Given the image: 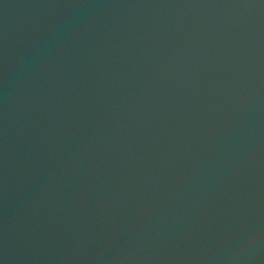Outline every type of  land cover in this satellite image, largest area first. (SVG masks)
Returning <instances> with one entry per match:
<instances>
[{"label": "water", "instance_id": "obj_1", "mask_svg": "<svg viewBox=\"0 0 264 264\" xmlns=\"http://www.w3.org/2000/svg\"><path fill=\"white\" fill-rule=\"evenodd\" d=\"M0 264H264V0H0Z\"/></svg>", "mask_w": 264, "mask_h": 264}]
</instances>
